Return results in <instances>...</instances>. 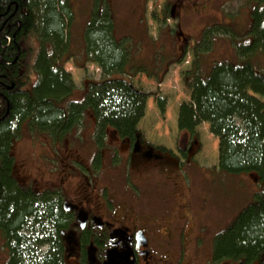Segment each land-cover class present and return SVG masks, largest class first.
Instances as JSON below:
<instances>
[{
    "label": "trees",
    "instance_id": "1",
    "mask_svg": "<svg viewBox=\"0 0 264 264\" xmlns=\"http://www.w3.org/2000/svg\"><path fill=\"white\" fill-rule=\"evenodd\" d=\"M101 3L102 9L94 5L82 34L83 49L77 53L69 40L68 26L74 19L69 0H0V226L8 243L13 239L18 244L11 246L5 264H56V256L38 253L40 235L34 236L33 249H26L27 240L19 234L31 219L32 229H43L46 218L33 193L14 182L10 151L20 127L61 140L84 123L89 111L96 127L91 136L100 144L110 130L132 140L144 116L149 93L134 86L130 75L146 72V65L133 58L125 37H115L112 11L107 1ZM250 10V41L235 43L238 59L214 61L208 72H202L196 60L184 73L190 99L179 106L177 127L192 134L207 122L218 139L219 169L257 177L260 190L214 242L219 255L264 264V103L256 96L264 98V73L255 65L259 53L264 54V0H255ZM221 31L235 38L229 25H209L194 45L197 58L212 46L214 32ZM70 57L77 67L91 61L102 72L99 80L82 81L80 100L69 99L76 90L64 68ZM156 102L163 111L164 99Z\"/></svg>",
    "mask_w": 264,
    "mask_h": 264
},
{
    "label": "flooded vegetation",
    "instance_id": "2",
    "mask_svg": "<svg viewBox=\"0 0 264 264\" xmlns=\"http://www.w3.org/2000/svg\"><path fill=\"white\" fill-rule=\"evenodd\" d=\"M218 1L166 0V8L171 16L182 18L204 12ZM177 25L173 35L183 47L186 37L182 24ZM90 114L87 111L84 123L61 140L33 134L46 140L40 155H55L61 163L58 168L35 164L31 171L36 178L21 173L23 163L13 152L19 135L12 139L15 185L33 193L46 217L43 229H32L31 219L19 232L27 240L26 249H33L34 236L40 235L38 253L56 256V264H259L256 259L217 253L214 238L223 229L215 225L221 210L216 200L217 217L208 209V199L198 206L201 214L196 215L199 210L193 212L189 196L190 201L175 198V191L193 193L180 166L189 163V151L198 147L194 135L188 134L185 146L177 147L186 159L181 161L165 146L148 143L140 130L132 140L120 139L110 130L105 142H95L91 134L96 127ZM201 170L209 176L208 169L195 168ZM190 172L187 169L188 177ZM170 200L176 202L172 207ZM6 234L0 226V251L5 254L0 264L8 262L11 246L18 245L13 239L8 243Z\"/></svg>",
    "mask_w": 264,
    "mask_h": 264
},
{
    "label": "rangeland",
    "instance_id": "3",
    "mask_svg": "<svg viewBox=\"0 0 264 264\" xmlns=\"http://www.w3.org/2000/svg\"><path fill=\"white\" fill-rule=\"evenodd\" d=\"M254 2L255 0H219L204 12L180 18L177 14L175 17L168 14L166 0H107L106 4L114 17L115 36L117 38L126 36L129 48L139 56L136 59L146 65V72H138L130 77L134 86L149 93L145 102L144 116L137 124L138 131H141L148 143L163 145L179 156L181 161H186L185 156L181 155L177 148L185 146L183 141L188 136L184 131L180 132L177 127L179 106L182 102H189L190 99V91L184 85V73L191 69L196 60L200 61L199 65L204 69L202 72L205 70L208 72L209 66L214 61L238 59L235 43L250 41L248 32L252 24L250 7ZM94 4L95 0H71L74 19L68 26L69 40H71L73 48L77 49V53L83 49H81L82 34L89 16L95 8ZM97 6H99L98 8L103 7L102 4ZM179 22L182 24L183 35L187 37L186 42L183 43L185 52H181L180 47L177 46V44L179 45L178 39L177 44L174 43L176 38L173 34L174 31L176 32ZM214 23L229 25L235 33V38H231V34H223L222 31L214 32L210 44L212 46L208 51L201 52L200 57L197 58L199 54L195 56L194 44L199 42L202 31ZM144 32H150L153 37L158 38L156 45L161 47V50L158 48L153 59L146 52L144 53V47L147 45V40L141 36ZM141 42H144V45ZM171 46L177 47L176 55L171 52ZM259 54L261 56L255 58L256 69L264 73V54ZM64 63L65 70L71 73L76 86V90L69 98L71 100H80L83 97L82 81L84 79L99 80L102 78V72L97 63L82 62L85 63L84 66L77 67L72 57ZM148 72L150 76H153L152 78L149 77ZM157 75L162 76L161 83L156 79ZM256 96L264 103L263 97ZM158 97L164 99L163 111L156 102ZM21 129L19 137L15 140L13 152L15 158L23 163L22 174H31L36 178L37 175L31 170L37 163L50 168H58L61 165L60 162H57L55 155H48L49 157L40 155L45 148L43 147V144L46 143L44 137H34L33 133H30L25 127ZM189 136L191 137L190 134ZM194 137L198 140L199 148L189 155L191 157L188 158L189 163L186 161L187 165L180 166L186 185L188 189L189 184L191 185L193 193L189 195L186 190L175 191L174 196L179 200L186 198L190 201V198L193 201H191L193 212L198 211V206L202 204V201L205 202V199H208V209L212 211V215L217 217L216 200V203L221 206L215 222L216 229L221 226L224 230L240 211L250 204L261 185L246 173H226L219 169V143L217 137L209 132L208 123L197 126ZM197 167L208 169L211 175H203L202 170L196 172L195 168ZM187 169L191 171L189 177ZM123 170V175H127L125 168ZM170 201L169 207L176 204L174 200ZM197 214H201L200 210L198 213L196 212ZM4 259L5 254L0 251V262Z\"/></svg>",
    "mask_w": 264,
    "mask_h": 264
},
{
    "label": "crops",
    "instance_id": "4",
    "mask_svg": "<svg viewBox=\"0 0 264 264\" xmlns=\"http://www.w3.org/2000/svg\"><path fill=\"white\" fill-rule=\"evenodd\" d=\"M143 37V39L147 40V45L144 47L145 50H144V53L146 52L151 59H153L158 50V48L161 50V47L157 46L156 45V40L158 41V38L156 37H153L152 36V33L148 32H144V34L141 35ZM126 37V36H125ZM121 38V37H120ZM134 40V38H133ZM160 42V41H159ZM142 45H144V42H141ZM153 44V45H152ZM83 48V44L81 46V49ZM170 48V47H169ZM177 47H172L171 46V52H174L173 54L176 55L177 51H176ZM133 58L135 59L136 57H139L137 53H135V55L133 54L132 55ZM136 56V57H135ZM205 123V122H204Z\"/></svg>",
    "mask_w": 264,
    "mask_h": 264
},
{
    "label": "water",
    "instance_id": "5",
    "mask_svg": "<svg viewBox=\"0 0 264 264\" xmlns=\"http://www.w3.org/2000/svg\"><path fill=\"white\" fill-rule=\"evenodd\" d=\"M250 175L256 180V177L253 174H250Z\"/></svg>",
    "mask_w": 264,
    "mask_h": 264
}]
</instances>
